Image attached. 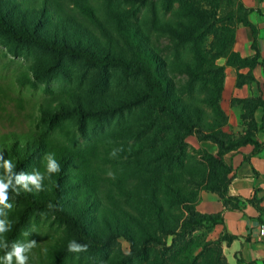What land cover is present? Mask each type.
<instances>
[{"label":"trees","instance_id":"16d2710c","mask_svg":"<svg viewBox=\"0 0 264 264\" xmlns=\"http://www.w3.org/2000/svg\"><path fill=\"white\" fill-rule=\"evenodd\" d=\"M105 1L145 3L147 15L136 23L114 15L110 31L88 0H0L1 35L80 61L95 77L88 90L52 92L36 108L48 125L73 118L83 143L63 144L36 129L0 132V150L14 171L45 174L43 191L16 196L10 189L9 201L24 216L52 217L63 228L53 249L38 253L33 264H228L222 243L235 236L201 239L197 233L209 234L222 214L200 213L196 203L199 192L208 190L224 210L238 209V198L228 193L231 167L223 155L246 144H253L254 154L264 148L254 138L261 97L231 101L244 110L246 130L238 137L223 130L227 116L220 106L224 65L218 60L237 70V86L254 80L259 64L255 41L252 57L232 50L237 24L255 35L248 9L241 0H222L228 9L218 18L217 0ZM160 8L171 18L161 20ZM40 69L34 68L38 77ZM189 136L214 143L216 155L204 148L193 155ZM113 149L122 151L112 158ZM47 153L61 169L50 177ZM248 202L264 214L254 198ZM119 238L128 242V252ZM72 240L88 245L77 263L67 249Z\"/></svg>","mask_w":264,"mask_h":264},{"label":"rangeland","instance_id":"374dc122","mask_svg":"<svg viewBox=\"0 0 264 264\" xmlns=\"http://www.w3.org/2000/svg\"><path fill=\"white\" fill-rule=\"evenodd\" d=\"M217 2L220 9L216 13L218 18H222L228 8H225L224 1L217 0ZM88 3L110 31H115L112 16H117L116 18L126 16L129 23H136L147 15L148 10L145 3L113 2L110 4L105 0H88ZM209 5L207 7L211 9ZM123 9H126V12ZM159 14L161 20L171 18V15L165 14L161 8ZM159 41L160 44L165 45L168 39L162 37ZM36 67L41 68L40 77L34 73ZM115 74L116 82H121V74L118 71H115ZM94 78V71H87L80 61L60 58L34 44L16 42L0 34V132L36 129L63 144L76 146L78 143H83V133L77 129L73 118H64L55 124L48 125L39 119L36 108L38 102L45 101L52 92L66 88H74L80 92L88 90L87 83L94 82ZM186 142L189 151L193 153L202 148L207 151L212 149L209 142L199 143L193 136L187 137ZM8 202L13 205L11 209H5L7 219L10 221V230L0 235V239L10 241V244L13 241L35 240L37 244L28 254V264H33L38 253L46 251L47 247L50 248L62 237L63 228L54 222L52 217L24 216L19 204ZM3 218L0 216V219ZM25 231L30 232L28 237L23 235ZM206 232L201 230L197 234L201 239H214L212 234ZM118 242L120 248L128 252V242L124 238H119ZM72 255H70L72 260L77 263L80 255L78 253H75L74 257Z\"/></svg>","mask_w":264,"mask_h":264},{"label":"crops","instance_id":"0c3cea01","mask_svg":"<svg viewBox=\"0 0 264 264\" xmlns=\"http://www.w3.org/2000/svg\"><path fill=\"white\" fill-rule=\"evenodd\" d=\"M248 9L247 19L255 28V35L250 26L237 24L232 50L241 57H252L255 54L253 43L259 53V64L252 69L254 80L236 85L237 70L225 64V59L218 60L224 65V80L220 106L227 116L223 130L235 137L244 134L246 127L242 120L244 112L241 104H232L233 99L261 97L264 100V0H241ZM242 68L240 73H247ZM254 120L258 125L254 138L264 144V108L254 112ZM261 125V128L259 126ZM191 137V136H189ZM195 137V136H193ZM196 139V137H195ZM208 141H199V143ZM216 155L217 146L209 142ZM253 144H246L223 155L224 161L231 167L228 193L238 198V209L224 210L218 195L208 190L199 192L196 210L200 213H221L222 222L216 224L210 234L218 238L221 234L234 235L230 242L222 243V252L228 264H264V243L257 236L258 224L264 221V214L248 201L252 198L264 209V148L253 152Z\"/></svg>","mask_w":264,"mask_h":264},{"label":"clouds","instance_id":"9594fccd","mask_svg":"<svg viewBox=\"0 0 264 264\" xmlns=\"http://www.w3.org/2000/svg\"><path fill=\"white\" fill-rule=\"evenodd\" d=\"M122 149H113L110 157L115 158ZM46 161V173L50 177L52 174L60 172V165L55 159L53 153H47L43 157ZM0 168L4 169V174L0 175V235L10 230V221L7 219L5 209H11L13 205L9 203V190L11 189L16 196L20 195L21 190L24 192H40L44 190L43 181L45 174L33 169L30 173L23 171H14V165L11 160L5 158L3 151L0 150ZM110 178H115L114 173L109 172ZM48 207L53 209L56 205L49 203ZM25 236H29L30 232L25 231ZM35 240H27V242L13 241L9 244L6 240H0V248L4 249V255L0 256V264H28L29 253L36 246ZM67 249L69 252H86L87 244L77 243L72 240L68 243Z\"/></svg>","mask_w":264,"mask_h":264},{"label":"built area","instance_id":"2783aa9c","mask_svg":"<svg viewBox=\"0 0 264 264\" xmlns=\"http://www.w3.org/2000/svg\"><path fill=\"white\" fill-rule=\"evenodd\" d=\"M257 236L259 240L264 243V221L258 224Z\"/></svg>","mask_w":264,"mask_h":264}]
</instances>
